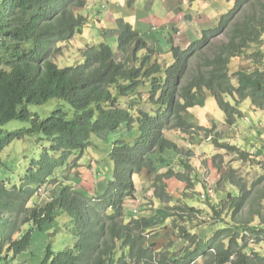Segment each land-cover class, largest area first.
I'll return each instance as SVG.
<instances>
[{
  "label": "trees",
  "instance_id": "16d2710c",
  "mask_svg": "<svg viewBox=\"0 0 264 264\" xmlns=\"http://www.w3.org/2000/svg\"><path fill=\"white\" fill-rule=\"evenodd\" d=\"M87 2L0 0V156L26 138L36 137L41 146L37 159L35 150L27 156L17 185L0 179V264L24 254L31 245V229L44 231L60 213L69 217V233L76 244L58 253L48 247L44 264H264V255L253 252L264 244V144L259 140L264 129L244 140V146L250 142L252 153L220 143L221 149L263 172L248 182L234 169L214 167L220 198L218 205H210L214 223L197 219L201 212L188 205L170 207L171 214L157 229H152L150 217L131 214L127 223L121 222L125 205L135 200V175L152 180L157 198H171L167 180L181 181L185 176L174 174L176 161L185 169L189 166L178 155H170L179 149L165 134H188L189 110L199 103L204 108L206 95L215 100L230 127L241 118L239 106L247 100L264 112V0H233L218 23L184 50L170 40L169 66L126 25L116 38L117 52L130 54L132 65L116 61L112 48L100 43L79 46L82 62L63 67L65 60L58 64L55 59L62 46H69L87 26L88 20L78 13ZM239 60L249 66L233 69ZM199 98L203 99L197 103ZM51 100L65 102L73 117L59 110L45 119L30 113L29 107ZM11 122L29 127L5 132L3 127ZM133 129L137 135L132 143L117 139L111 146L112 179L102 196L88 198L58 180L65 169L78 166L93 136ZM203 129L214 136L213 144L227 139L218 138L215 124ZM1 167L6 162L0 161ZM56 182L61 185L58 198L41 206L31 204ZM223 187L228 190L223 192ZM202 192L204 198V187ZM184 212L185 216L179 214ZM177 219L196 223L198 233L190 236L178 228ZM214 224L223 227L213 231ZM27 225L31 229L21 234ZM134 227H139V234ZM208 232L212 237L205 240ZM174 234L188 246L176 249ZM166 237L169 244L157 249Z\"/></svg>",
  "mask_w": 264,
  "mask_h": 264
},
{
  "label": "rangeland",
  "instance_id": "374dc122",
  "mask_svg": "<svg viewBox=\"0 0 264 264\" xmlns=\"http://www.w3.org/2000/svg\"><path fill=\"white\" fill-rule=\"evenodd\" d=\"M188 1V5L185 6L183 13L186 14L187 17H191L194 20L195 23L191 24V28L198 32V35H196L191 42L198 40L201 37L202 31L215 26L220 17L227 13L233 5V0H194L191 3V0ZM189 3L191 4V7L189 6ZM98 4H100V0H96L91 4L89 13L88 11L82 12L85 13V18L89 22L87 26L82 29V33L76 36L78 40H72V42L69 43V46H62L61 52L58 53L57 58L55 59L58 64L65 60L63 67H71L76 63L82 62V59L77 54V49L86 42L87 34H89L90 38H93L90 41L92 42V45L105 43L108 46L113 47V41H100L99 37H96V32L98 30L97 26L100 29L99 24L96 23V16L99 13H103L102 8H95ZM124 4L126 8L123 9V14L120 16V19L123 18L127 21V13H132L133 10L143 7L144 1L140 2L137 0L135 3L130 4L128 0H124ZM203 17L207 18V27H203V29L198 30L201 28L204 21ZM187 23L189 22L187 21ZM149 24L156 26V19L153 17L149 21ZM104 28L107 30L112 29L111 26L107 25ZM172 33L173 32L171 31V34ZM157 35L162 38V40L157 39V42L155 43L157 51L162 57L161 62L169 66L172 62V57L168 52L165 53L163 48L168 50L170 46V34L157 33ZM79 39H81L83 43L80 42ZM128 60L130 61V59ZM246 66H249L248 62L239 60L233 64L232 68L238 69L239 67ZM200 99L203 98L197 99V103H199L198 101ZM228 101L233 104L232 100ZM142 109L148 111L149 107L144 105ZM57 110L66 113L69 119L73 117V112L70 106L61 100H51L47 104L40 107H29L30 113L39 116L41 119L49 117L52 112ZM239 111L242 114L241 118L237 119L233 126L230 127L225 124V115L218 108L215 100L206 95L204 108H201L199 103V105L189 110L187 122L192 125V128H190L188 134L185 135L177 131L167 132L165 134L168 139L177 144L179 149V153H171L170 155L173 157L178 155V158L180 157L186 161L189 166V168L184 169V167L179 166V161H176V166L173 168L174 174L179 173L185 176L181 181L176 178L167 180L168 193L172 198L168 199L167 196L161 195L163 199H156L154 197L153 190L146 184L147 181L152 183L151 179L146 180L144 174L140 175V177H133L134 185L137 191L135 195L137 202L134 205L135 208H137L139 204L141 206L139 208V215H137L150 217L149 221L153 224L152 229H157L158 225L162 224L161 221H164L167 218V214H171L168 211H171L170 207L172 206L183 208L184 205H188L195 207L201 212L197 219L205 221L206 223H214L210 205L216 206L220 202V198L215 192V186L219 178L218 173L214 168L215 166H222L226 169H234L238 172L239 176L243 177V179L248 182H251L258 176L262 175L263 171L258 172L254 167L251 168V163L242 161L239 157H236L220 148V143H227L252 153L250 142L246 146H244L243 143L245 142V139L258 135L257 133L264 129V112L251 107L249 100L240 104ZM213 124L216 125L215 133L219 134L218 138H227L225 140H218L220 141L218 145L213 144L214 136L208 135L203 129L210 128ZM27 127H29V123L11 122L3 127V130L5 132H13ZM136 135V129H133L131 132L121 130L115 133H104V135H100L98 137L93 136L92 144L84 152L78 166L75 168L69 167L68 169H65L63 172L64 176L59 174L58 180L63 183L69 182L70 186L80 193L84 192L86 195H91L93 197L102 196L109 186V181L112 179V163L108 158L112 144L117 139H123L132 143ZM260 137V143L264 144V135H261ZM24 140L15 141L0 156V161L6 162V167L0 168V179L5 180L8 186L18 184L19 177L22 176V171L28 163V157H32V151L35 150V159L39 157L41 146L38 148V145L35 142L37 138H26ZM22 141H24V143ZM42 145L48 147V143L46 142H43ZM257 147H259L258 144ZM21 154L23 155L21 156ZM214 157H217V159L212 162ZM74 158L75 157H73V159ZM73 159L71 158L70 160L71 164L74 163ZM259 160L262 159L259 158ZM73 173L78 175H74ZM139 182H141V184ZM202 187L205 188L204 198H201V195L203 194ZM60 190L61 187L58 182H56V184H51V186L47 189V193H45L42 197H38L39 199L37 200V203L39 206L45 204L46 196L49 197L50 195H54L57 197V195L59 196L58 191ZM227 190V187H223L222 189L223 192H226ZM221 194L222 193L219 195ZM31 203H34V201H31ZM128 205L129 206L126 211L124 210V216L121 219V222L126 221L125 223H127L130 220L129 218L131 217L132 209L135 210L132 203H129ZM179 214L185 216V212ZM177 220L178 228L186 229L190 236L198 233L200 227L197 226L196 223L186 224L180 219ZM68 227L69 219L64 213H62L55 222L47 225L46 229L42 232L31 229L30 225L25 226L22 229L21 234L31 229V245L24 254L18 256L10 264H44L45 251L48 247L51 248L53 253L73 248L75 243H73L71 238L67 235ZM222 227L223 225L217 224L212 229H214L213 231H216ZM134 231L138 233V227H134ZM161 232H163V230ZM211 235L212 232H208L205 240L210 239L212 237ZM173 238L175 239L174 243L176 244V249L181 250L188 246L187 240L181 239L179 241L175 234ZM169 241L170 239L168 237L164 238L163 241L157 244V249L161 250L169 244ZM251 243L253 242L251 241ZM253 252L264 255V244L255 246Z\"/></svg>",
  "mask_w": 264,
  "mask_h": 264
},
{
  "label": "crops",
  "instance_id": "0c3cea01",
  "mask_svg": "<svg viewBox=\"0 0 264 264\" xmlns=\"http://www.w3.org/2000/svg\"><path fill=\"white\" fill-rule=\"evenodd\" d=\"M96 0H89L84 11L90 10V6ZM122 1V2H121ZM144 1V8H138L127 13L128 20L120 19L123 14V9L126 8L124 0H100V4L96 5L95 8L99 7L103 9V13H99L96 16L97 26L96 37H99L100 41H113V49H116V38L120 32L125 28L126 25H130L135 29L143 40L148 44L149 47L157 49L155 43L158 40H162L157 33L164 34L169 33L170 39L173 40L177 47L185 49L188 47L190 42L198 32L191 28V24H194V20L191 17H187L183 13L185 6L188 5V0H139ZM194 1L191 0L190 3ZM189 6L191 7V4ZM183 5V6H182ZM95 12V11H92ZM85 16V13H81ZM87 15V14H86ZM88 16V15H87ZM156 19L157 25L153 26L149 24L152 18ZM201 18V17H200ZM204 21L201 28L207 27V18L203 17ZM187 21L189 23H187ZM89 22V21H88ZM111 26V30H107L105 26ZM171 31L173 32L171 34ZM91 39L89 34L86 36V42H90ZM92 43V42H90ZM163 48V47H162ZM169 49V48H168ZM165 53L168 50H165ZM127 57V56H126ZM127 58L126 64L131 65Z\"/></svg>",
  "mask_w": 264,
  "mask_h": 264
},
{
  "label": "clouds",
  "instance_id": "9594fccd",
  "mask_svg": "<svg viewBox=\"0 0 264 264\" xmlns=\"http://www.w3.org/2000/svg\"><path fill=\"white\" fill-rule=\"evenodd\" d=\"M89 1V0H88ZM88 3V2H87ZM87 6V5H86ZM85 6V7H86ZM233 6V5H232ZM84 7V8H85ZM84 8L83 9H81V10H79L78 11V13L80 14V15H82L81 13H82V11L84 10ZM83 17H85L84 15H82ZM130 26V25H129ZM124 30V29H123ZM122 30V31H123ZM135 30V29H134ZM82 33V31L80 32V33H78L76 36H78V35H80ZM121 33V32H120ZM139 34V33H138ZM140 35V34H139ZM141 37V36H140ZM74 40H78L76 37H75V39ZM80 40V42H82L83 43V41L81 40V39H79ZM170 40H172V39H170ZM173 41V40H172ZM82 43H80V44H82ZM100 44V43H99ZM105 44V43H104ZM84 45H92V43H90V42H85V43H83L82 44V46H84ZM148 45V44H147ZM173 45L175 46V47H177L175 44H174V42H173ZM189 46V45H188ZM112 48V50L114 51V53H115V56H116V61H118V62H123L124 64H126V60H127V58H129L130 59V64L132 65V61H131V55L129 54V55H125V56H123L121 53H119V52H117V44H116V49L114 50L113 49V47H111ZM180 48V47H179ZM154 49V48H153ZM180 49H182V48H180ZM186 49V48H185ZM154 50H156L157 51V49H154ZM182 50H184V49H182ZM168 53L171 55V53H170V46H169V49H168ZM127 56V57H126ZM160 60H162V57L160 56ZM127 65V64H126ZM127 66H129V65H127ZM252 107V106H251ZM174 142V141H173ZM175 143V142H174ZM80 166H82V165H80ZM175 167V166H174ZM185 169V168H184ZM162 173H164V172H162ZM74 174V173H73ZM76 174V173H75ZM74 174V175H75ZM76 175H78V174H76ZM135 176H138V177H140V175H135ZM140 184H141V182H139ZM146 184L150 187V189H152V183L149 181H147L146 182ZM65 185H70V183L69 182H67V183H65ZM61 186V185H60ZM135 186V185H134ZM50 187V186H49ZM80 187H81V185H80ZM83 190H84V188H83ZM153 190V193H154V190L155 189H152ZM167 193H168V189H167V191H166ZM45 193H47V189L45 190H43L42 191V193H41V196H36L34 199H33V201H34V204H37V205H39L38 203H37V200L39 199L38 197H42ZM84 193V192H83ZM136 193H137V191H136V188H135V194H134V196L136 195ZM169 194V193H168ZM86 195V194H85ZM170 195V194H169ZM58 196V195H57ZM88 198H96V197H93V196H91V195H86ZM171 196V195H170ZM202 196H204L203 194L201 195V197ZM55 196L54 195H50L49 197L48 196H46L45 197V202L47 203V202H51L52 200H53V198H54ZM156 199H159V198H157L156 196H154ZM55 198H58V197H55ZM172 198V197H171ZM177 199H179V198H177ZM137 200V198H136V196H135V200L134 201H131L132 202V205H133V207L135 208V203L137 202L136 201ZM159 200H161V199H159ZM31 204H33V203H31ZM129 205H125V211H126V209H127V207H128ZM141 206H140V204L137 206V208H135V210L134 209H132V215H134L135 217L134 218H137V217H143V216H138L139 215V208H140ZM141 211V210H140ZM61 214L62 213H60L59 214V216L56 218V220L61 216ZM138 214V215H137ZM66 215V214H65ZM67 216V215H66ZM68 217V216H67ZM145 218V217H144ZM68 219H69V217H68ZM56 220H54L53 222H55ZM52 222V223H53ZM126 222V221H125ZM51 224V223H50ZM69 227H70V219H69ZM69 227H68V230H67V235L71 238V240H72V242L73 243H75L76 244V240L70 235V233H69ZM139 228V227H138ZM140 233V231L138 232V234ZM75 244H74V246H75ZM74 248V247H73ZM73 248H68V249H73Z\"/></svg>",
  "mask_w": 264,
  "mask_h": 264
},
{
  "label": "built area",
  "instance_id": "2783aa9c",
  "mask_svg": "<svg viewBox=\"0 0 264 264\" xmlns=\"http://www.w3.org/2000/svg\"><path fill=\"white\" fill-rule=\"evenodd\" d=\"M203 197V196H202Z\"/></svg>",
  "mask_w": 264,
  "mask_h": 264
}]
</instances>
